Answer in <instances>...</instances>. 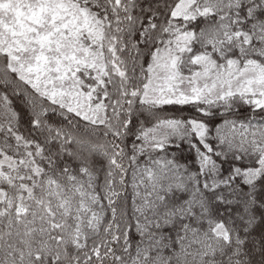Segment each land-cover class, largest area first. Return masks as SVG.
Wrapping results in <instances>:
<instances>
[{"label": "snow or ice", "instance_id": "obj_1", "mask_svg": "<svg viewBox=\"0 0 264 264\" xmlns=\"http://www.w3.org/2000/svg\"><path fill=\"white\" fill-rule=\"evenodd\" d=\"M0 264H264V0H0Z\"/></svg>", "mask_w": 264, "mask_h": 264}]
</instances>
